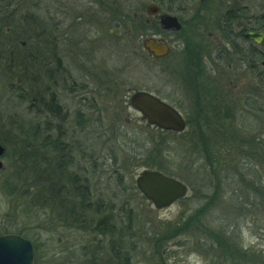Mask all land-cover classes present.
<instances>
[{
	"label": "rangeland",
	"instance_id": "rangeland-1",
	"mask_svg": "<svg viewBox=\"0 0 264 264\" xmlns=\"http://www.w3.org/2000/svg\"><path fill=\"white\" fill-rule=\"evenodd\" d=\"M12 1L26 5L25 0ZM148 1L28 0L35 4V22L45 31L35 41L31 38L29 48L42 51L37 73L42 89L54 92L62 113H67L63 132L83 150L74 153L76 168L90 178L95 198L110 199L117 209L125 204L133 209L132 229L124 230L130 264H264V112L235 125L226 122L232 136L218 134L217 124L203 134L192 131V121L185 132L164 133L141 120V114L130 106V88L152 90L183 113V87L164 76V62L137 57L134 46L141 49L142 39L133 42L123 30L114 32L118 19H131ZM164 1L180 13L181 0ZM213 2L219 4L220 16L225 5L236 10L248 7L246 13L253 22L264 13V0H213L210 5ZM13 68L9 61L0 63V138L7 148L0 170V226L33 228L30 234L37 242L55 243L47 245L50 249H63L66 243L70 259L63 257L60 264H85V255L90 258L91 253L69 246L81 240L92 247L90 232L75 233L76 237L59 245L60 232L51 235L36 226L43 219L42 208L37 212L39 206L24 200L20 190L13 194L12 185L3 186L9 180L20 181V165L15 162L25 144L36 143L38 155H47L53 163L59 159L55 149H43L45 137L58 134L57 129L45 127L46 120L51 119V126L56 127L57 118L36 114L29 100L12 91ZM256 79L252 74L251 81ZM83 154L95 163L81 160ZM39 166V170L44 167ZM45 168L52 170L50 165ZM145 168L158 169L187 184L186 197L165 209L155 208L136 186ZM26 178L22 186L28 189L32 180ZM121 214L124 219L125 212ZM124 228L119 226L120 233ZM103 246L110 258L109 244ZM235 248L241 256L229 254Z\"/></svg>",
	"mask_w": 264,
	"mask_h": 264
},
{
	"label": "trees",
	"instance_id": "trees-1",
	"mask_svg": "<svg viewBox=\"0 0 264 264\" xmlns=\"http://www.w3.org/2000/svg\"><path fill=\"white\" fill-rule=\"evenodd\" d=\"M25 1L26 5L24 6L21 1L15 3L16 1L13 2L12 0H0V63L3 64V62L9 61L14 67L12 73H14L15 79L10 82V88L13 92H18L20 96L29 100V107L35 108L36 114H43L45 118H57L58 125L56 127L51 126V119L46 120L45 127L47 129H57L58 134L56 136H46L43 149L45 152H48V148L55 149L59 159H56L57 163H53L47 155H38L39 150L36 143L25 144L23 149H19V153H17L19 159L15 162V164L20 165L17 168L20 181L9 180L6 183L4 182L3 186L6 184V186L11 187L12 185L11 191L13 194L20 190L24 200L28 199L29 203L36 204V207L39 206L36 209L37 212L42 208L44 216L40 224L36 226L41 228L42 232L46 231L51 235L56 233L55 230L60 232L57 236L59 245H62L67 238V240H70L71 237H76L75 233L85 232L89 234L88 232H90V236H93L95 243L92 244V247H89L87 242L84 244L81 240L73 242L69 246L71 249L80 246L84 253H91L90 258L85 255V264H100L103 262L110 264L111 261L119 262V264H130L131 256L127 250L126 238L127 231L132 229L135 217L133 209H129L126 204L117 209L110 199L107 201L102 197L95 198L90 178H84L83 175H80L79 168H76L78 163L73 159L74 153L83 150L81 151L74 141L67 140L68 134L63 132L62 126L66 122L67 113H62L54 92L49 90V87H47V90L42 89L37 75L42 51L38 47L31 49L29 46L31 45V38L45 35V31L35 22L33 12L35 4L33 2L30 4L28 0ZM21 10H26V13L21 14ZM36 27L37 33H35ZM11 36L12 38H10ZM46 97L49 99H46ZM35 128H39V124ZM33 138L36 137L33 136ZM207 140H209L207 142H210V139ZM6 154L7 148L4 156ZM79 157L83 161L92 160L94 162L92 158L84 156V154ZM216 157L217 155H214L213 162ZM39 163L44 166L41 170H39ZM49 165L52 170L45 168ZM70 165L73 167L71 169H76L78 172L70 170ZM149 167L155 168L154 165ZM93 168L95 172L96 167L93 166ZM25 177L32 180L31 184L25 185L28 189L22 186ZM215 190L216 193L219 192L218 184ZM122 212H125L124 219L121 217ZM120 225H123V228L125 227L122 233L119 230ZM31 229L27 227L17 228L15 225L0 226V235L13 233L30 239L33 242L35 251L34 264H60L63 257L69 258L67 255H70V253H68L69 248L66 243H64L63 249L55 251L47 247L48 244L54 245V242L51 243L48 239L45 243L40 244L30 234ZM66 233L68 236H66ZM37 235H39L38 232ZM104 242L109 244L110 251L115 255L114 257L111 253V257L108 256L107 258L103 246ZM238 249L235 248L229 254L235 255V257L241 256ZM252 264H260V262H253Z\"/></svg>",
	"mask_w": 264,
	"mask_h": 264
},
{
	"label": "flooded vegetation",
	"instance_id": "flooded-vegetation-1",
	"mask_svg": "<svg viewBox=\"0 0 264 264\" xmlns=\"http://www.w3.org/2000/svg\"><path fill=\"white\" fill-rule=\"evenodd\" d=\"M212 1L181 0L180 13L177 14L164 0H149L140 12H133L131 19L124 16L118 19L114 32L123 30L133 42L142 39L141 49L134 46L136 56H142L150 63L164 62L161 71L164 76L183 87L181 114L186 127H192L193 122L192 131L203 134L217 124L218 134L232 136L226 122L235 125L237 121L252 118L257 112H264V36L261 39L249 36L250 32L264 34V13L257 16L255 22L258 25H255L253 17L246 13L248 7L236 10L234 6L225 5L220 16L216 12L219 4L213 2L210 5ZM151 5L158 7L153 15L148 10ZM163 14L176 16L180 28H164L161 23ZM110 33L113 34V30ZM150 37L167 43L171 50L169 55L155 57L149 53L144 40ZM252 74L258 79L251 81ZM131 90L130 97L140 89ZM145 91L163 99L152 90ZM246 128L244 125L243 130Z\"/></svg>",
	"mask_w": 264,
	"mask_h": 264
},
{
	"label": "water",
	"instance_id": "water-1",
	"mask_svg": "<svg viewBox=\"0 0 264 264\" xmlns=\"http://www.w3.org/2000/svg\"><path fill=\"white\" fill-rule=\"evenodd\" d=\"M149 14L153 15L158 7H148ZM161 23L167 29H179L180 23L174 15H161ZM253 39L263 38L264 34L250 32ZM259 41V40H257ZM145 49L155 57H166L170 53L167 43H161L156 38L144 40ZM131 106L139 111L143 121L163 130L182 132L186 122L182 114L172 105L148 91H136L130 98ZM5 154V147L0 140V157ZM4 168L0 158V170ZM136 185L140 192L157 208L163 209L182 199L188 193V186L159 170L144 169L136 178ZM35 252L33 242L18 234L0 235V264H34Z\"/></svg>",
	"mask_w": 264,
	"mask_h": 264
}]
</instances>
